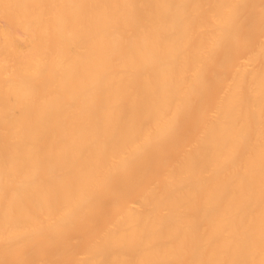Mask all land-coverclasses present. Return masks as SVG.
Segmentation results:
<instances>
[{
    "label": "bare ground",
    "instance_id": "6f19581e",
    "mask_svg": "<svg viewBox=\"0 0 264 264\" xmlns=\"http://www.w3.org/2000/svg\"><path fill=\"white\" fill-rule=\"evenodd\" d=\"M0 264H264V0H0Z\"/></svg>",
    "mask_w": 264,
    "mask_h": 264
}]
</instances>
